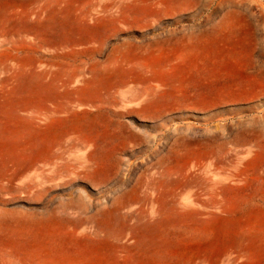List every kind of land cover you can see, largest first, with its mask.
I'll return each instance as SVG.
<instances>
[{"label":"rangeland","instance_id":"rangeland-1","mask_svg":"<svg viewBox=\"0 0 264 264\" xmlns=\"http://www.w3.org/2000/svg\"><path fill=\"white\" fill-rule=\"evenodd\" d=\"M263 66L264 0H0V264H264Z\"/></svg>","mask_w":264,"mask_h":264},{"label":"bare ground","instance_id":"bare-ground-1","mask_svg":"<svg viewBox=\"0 0 264 264\" xmlns=\"http://www.w3.org/2000/svg\"><path fill=\"white\" fill-rule=\"evenodd\" d=\"M242 8V7H241ZM247 9V8H246ZM97 10V9H96ZM96 12V11H95ZM96 13H98V12H96ZM108 13V12H107ZM250 13V12H249ZM253 15V14H252ZM230 17V16H229ZM118 18V17H117ZM249 18H251V17H249ZM231 20V19H230ZM93 23V22H92ZM91 23V24H92ZM225 25V24H224ZM93 28L94 29H97V26H93ZM229 29V28H228ZM101 32V31H100ZM222 35V34H221ZM163 36V35H162ZM223 36V35H222ZM237 39V38H236ZM157 41V40H156ZM129 44H130V42H129ZM142 44V43H141ZM135 45V44H134ZM69 49V48H68ZM235 49V48H234ZM224 57V56H223ZM23 58V57H22ZM232 58V57H231ZM67 59V58H66ZM222 59H224V58H222ZM43 62V61H42ZM93 70V69H92ZM261 73H262V75H264V66L262 67V68H260V70H259ZM78 84V83H77ZM51 90H52V92H54V93H56V94H61V96H68V95H71V91H68V90H65V91H63V92H61V91H59V87H55V86H52L51 88H50ZM125 94V93H124ZM121 97H123V96H121ZM125 97V96H124ZM90 98V97H89ZM133 100V99H132ZM91 101H93V98H91L90 100H89V102H91ZM102 101V100H101ZM126 101V100H125ZM133 103V102H132ZM128 105V104H127ZM46 110V109H45ZM84 111V110H83ZM141 111L142 110H133L132 112L133 113H136V114H139V113H141ZM46 112H48V111H46ZM51 113V112H50ZM53 117V116H52ZM47 125V133L49 132H51L52 130H51V124L50 123H47L46 124ZM46 127V126H45ZM56 133H57V131H56ZM56 135V134H55ZM46 136V135H45ZM58 136V135H57ZM118 138L119 139H121L123 142H129V141H142L144 138H145V136H143V134H139V133H135V132H132V131H126V130H124V131H121L120 132V134H119V136H118ZM80 139V138H79ZM82 139V138H81ZM103 139V141L105 142L106 141V138L105 137H103L102 138ZM56 140V139H55ZM117 141V140H116ZM115 141V142H116ZM120 141V140H119ZM48 142V141H47ZM251 142H253V141H251ZM73 143V142H72ZM88 143V140L85 142L84 140L83 141H81V140H79V142H78V144L79 145H82V146H84V145H86ZM46 148L48 149V153L51 155V158L52 159H55V158H59L60 156H62V155H64V150H63V148H60V149H57V150H55L56 148L53 146H49V148H48V146L46 145ZM55 148V149H54ZM69 151H70V149H69ZM66 152V151H65ZM70 153V152H69ZM66 154H67V152H66ZM248 154H252L251 153V151H249L248 152ZM49 157V156H48ZM80 157V156H79ZM82 157H83V155H82ZM92 157V155H90L89 157H88V159L89 158H91ZM81 158V157H80ZM49 160V159H48ZM18 164V163H17ZM25 164V163H24ZM1 165H3V164H1ZM67 167H70L71 165H66ZM10 167L11 166H8V165H6L2 170L0 169V177H1V179L2 178H7V179H9V181H10V176H11V169H10ZM13 167V166H12ZM53 167V171H52V173L53 174H60L61 172H63L64 171V167H62V166H59V165H53L52 166ZM234 167V166H233ZM14 168V167H13ZM213 168V167H212ZM25 170V169H24ZM12 172H15V171H12ZM21 172V171H20ZM170 173V172H169ZM63 174V173H62ZM173 174V173H172ZM54 175V176H55ZM171 175V174H170ZM213 175V174H212ZM13 176V175H12ZM53 176V177H54ZM218 176V175H217ZM240 176H241V171H240V169H239V162H238V167H237V170H236V177H237V180L239 181V178H240ZM160 177V176H159ZM172 178V177H171ZM215 178V177H214ZM55 179V178H54ZM226 179V178H225ZM15 180V179H14ZM185 181V180H184ZM232 181V180H231ZM4 182V181H3ZM12 182V181H11ZM240 182V181H239ZM238 182V183H239ZM0 183H1V181H0ZM9 183V182H8ZM61 183V182H60ZM7 184V183H6ZM5 184V185H6ZM2 186H4V184H1ZM24 185V184H23ZM239 185V184H238ZM7 186V185H6ZM20 188V187H19ZM21 188H22V186H21ZM215 188V187H214ZM213 188V189H214ZM3 189H5V188H3ZM30 189V188H29ZM216 191H217V189H216ZM226 192V191H225ZM168 193V192H167ZM171 193H172V191H171ZM210 193H211V191H210ZM213 193V192H212ZM80 194H81V191H80ZM163 197H164V195H163ZM71 202V201H70ZM52 203H54V201L52 202ZM50 209V208H49ZM61 210H59L58 211V209H56V212H54L53 210H52V212H49L50 214H54V219H59L61 222H63V223H65L66 225H67V229L69 230V231H71V232H73V233H77L78 231H80V230H84V231H88V225L90 224V222H89V220H86V219H81L80 217H77V216H73V215H68V214H66L65 212H64V210L62 209V208H60ZM47 210H48V208H47ZM46 210V211H47ZM37 211V210H36ZM39 211V210H38ZM64 212V213H63ZM70 212H71V210H70ZM61 213V214H60ZM104 213V212H103ZM7 215H9L8 214V212H0V218H2V217H5V216H7ZM143 217V216H142ZM149 217V216H148ZM156 222V221H155ZM177 222V221H176ZM159 223V222H158ZM125 225V224H124ZM117 225L115 224V222L113 221V218H112V220H109L108 222H107V226L106 227H103L102 225L101 226H98V227H95L94 228V231H93V235H95V237H98V238H100L101 237V235H102V237L104 238V240H103V242H102V245H103V247L105 246L106 247V250H110L111 251V253L112 254H114V255H116L117 256V260H118V263L117 264H125V261L126 260H124L123 259V257L121 256V254H120V248L118 247V246H116V245H113V244H109V242H108V240H107V238L108 237H110L111 236V233L112 232H115V233H117V232H121V231H124V229L125 228H123L122 226H119V227H116ZM215 228V227H214ZM124 233V232H123ZM122 233V234H123ZM173 245V244H172ZM154 246V245H153ZM108 248V249H107ZM221 251V250H220ZM160 253V252H159ZM105 256V255H104ZM67 257H69V256H67ZM101 257V256H100ZM99 258V257H98ZM101 259V258H100ZM108 259V258H107ZM229 259V258H228ZM99 260V259H98ZM235 261H238V260H235ZM100 262V261H99ZM106 262V261H105ZM115 263V262H114ZM215 263H217V262H215ZM238 263V262H237ZM65 264H91V262H89V261H87V260H78V259H76V260H74L73 258H71L69 261H68V263H66L65 262ZM238 264H240V263H238Z\"/></svg>","mask_w":264,"mask_h":264}]
</instances>
